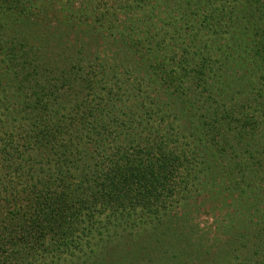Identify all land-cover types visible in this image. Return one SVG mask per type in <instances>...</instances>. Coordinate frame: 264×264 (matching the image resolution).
I'll return each instance as SVG.
<instances>
[{
    "label": "trees",
    "instance_id": "16d2710c",
    "mask_svg": "<svg viewBox=\"0 0 264 264\" xmlns=\"http://www.w3.org/2000/svg\"><path fill=\"white\" fill-rule=\"evenodd\" d=\"M171 2L169 42L183 43V54L190 49L195 65L182 60L163 77L154 67L131 70L121 63L130 53L137 62L145 61L142 52L161 62L154 33L161 20L148 13L160 18L161 4ZM115 3L128 10L101 13L82 0L76 17L52 0H0V264H96L92 248L111 242L112 230L139 234L143 216H171L177 197L204 184L238 207L227 210L222 233L248 251L241 264H264V0ZM211 40L222 42L212 55L230 63L212 85V69L197 64L207 62ZM123 77L136 78L132 88ZM231 88L239 92L228 98L249 112L250 132L245 148L232 152L231 138L240 134L233 110L219 111L214 101V110L194 115L195 103L213 93L225 98ZM163 89L194 113L193 132L167 122L173 111L157 102ZM158 237L138 242L126 264L151 262L140 260L156 242L163 248ZM122 249L117 244L100 261L112 264Z\"/></svg>",
    "mask_w": 264,
    "mask_h": 264
},
{
    "label": "rangeland",
    "instance_id": "374dc122",
    "mask_svg": "<svg viewBox=\"0 0 264 264\" xmlns=\"http://www.w3.org/2000/svg\"><path fill=\"white\" fill-rule=\"evenodd\" d=\"M52 1L56 3V6H60L65 10L67 9L73 13L77 12L76 17H78L79 14L84 13V11L80 9L81 6L79 5L82 0ZM91 1L94 2L93 7L100 10L101 13H105L108 11L110 12L111 10H114L116 8L128 10L126 7H124V5L122 7L116 5L115 0ZM210 5L211 4H208L207 6ZM34 6L40 8L42 7V4L41 2H38L35 3ZM34 6L30 8L29 12H35ZM154 6L155 5L150 6V9ZM176 8L177 7L175 6V4H173V2H171L169 6H167L166 4H161L160 18H154V14H152L150 11L148 13V16L152 19L153 22L156 23L161 20V23L157 24L154 31L156 40L160 43V46L156 47L162 59L161 62L156 61V63H154L153 60H149V57H146L145 53L142 52V58L145 60L143 63H141L140 61L137 62V59L131 53L128 54L121 63H126L127 67L131 70L135 68L138 69L139 66H141V69L139 70L142 71L148 69L151 70L154 67L151 72H155L157 76H160L161 71H165L166 73H168V71L171 69H177L182 60L189 62V65H187L186 68L193 67L195 63L192 62L193 57L189 55L190 49L183 54V43L178 42L176 45H174V41L169 42L170 38H172V35L174 36V29L172 23L170 24L172 15H170L168 11L170 9H173L174 13L172 14L176 15ZM156 9L157 5L155 6V10ZM83 17L84 16H81L79 19ZM214 44H216V46H221L222 42L215 43L211 40V43L208 46V53L205 54L207 56V62H197L198 65L204 66V69H212V73L207 74L208 78H206L207 82L210 85H212L216 81V73H223L222 76L228 73L227 70L222 66H224L225 64L230 65V63H227V61H223L221 58H218L219 56H221L220 53H218L217 56L212 55L213 49L216 48L213 47ZM203 56L204 55H202L201 52L199 54V57L204 59ZM53 65L56 67L54 63ZM197 66L195 68H197ZM213 71L215 72L214 75ZM205 72L207 73L206 70ZM121 80L123 82L124 88H132L130 86L134 81L133 78L128 79L127 77H123ZM221 82H223V77L221 78ZM119 85L122 87L121 81L119 82ZM161 91H164V89ZM237 91L238 88H231L227 90L225 98L221 97V95L216 96L215 93H213V99L206 104H204L203 101H201V103H195L194 106L198 111L197 115L191 111L186 112V110L183 109V106L179 99L174 97L171 92H160L159 98H157V102H164L166 104H169L168 108L173 111V116L168 118L167 122H169L171 126L181 128L183 134H189L190 132H193V128H190L188 121L190 114H194L196 118H198V116L203 113L204 107L209 106L211 110H214L217 102V109L219 111L222 110V105H225V110H233L235 119L232 124L235 128V132L237 134H240L235 136H233L232 134L230 135V137L233 136L231 138L232 144L230 148L232 152L236 151L237 149L242 150L245 148L248 134L250 133L246 129L248 128V126H246L245 124V122L248 120V110L245 108L247 111H244L240 108L241 99H238L236 96L234 97V95L232 96L233 98H228L232 92ZM206 95L207 94H205L204 96ZM220 99H222L223 101H221ZM200 127L201 125L198 124V128ZM208 140L209 139L203 136L201 143L209 145V143L207 142ZM237 142H240L242 144L241 148L236 147ZM212 148L214 149V145ZM244 156L246 158V162H248L249 160H247V154L244 153ZM260 162L264 164V159H261ZM205 187V184L204 187L200 185L197 188L198 190L193 187V189L187 192L186 197H177L176 202L174 204L172 203L173 211L170 210V212L173 214L171 216L168 214L169 210H165V212L160 210L162 212L160 213V215L158 216V220L156 221H149V219L147 220V218H149L148 215L143 216L144 222H141L137 226H135L136 230H141L139 234H137V231H134L133 235L131 236V234L125 235V232L123 233L122 231H120L121 234L118 235L119 233L112 230V232H110L111 242L103 243L101 245V249L99 250H95V248H92V252L94 251V255H89H92L91 261L96 260V264H103L100 261L101 258L106 257L109 249L115 247L117 244H120V246H123V249L122 251H120V253H118L117 257H113L114 253H112L113 255L111 259L113 262L111 263L119 264L120 261L123 260L126 264V262L128 261H132V255L130 254V251L136 249V247L138 246V242L142 240H154L156 237L162 234L158 238L159 240L166 241L163 243L165 244L163 248L157 250L156 242L153 247V249H155H152L153 251L150 250L149 253L145 252V254L142 255L143 258H141L140 261L144 262L152 260L148 264H241V262L244 260V257H249L247 255L248 251L239 248L237 246V243H235L232 239L231 241H226L225 238H227V236L222 233L226 226L228 228L230 226L228 219L225 218L227 210L233 212L234 210H237L238 207L236 203L233 207L232 205H229V202L224 203V200L220 198L218 194L213 195L209 193V191H205ZM199 189H203V191ZM228 199L233 201V197L226 196L225 201ZM251 210L256 209L252 208ZM145 221L147 223H145ZM262 226H264V223L261 224V227ZM249 259L246 260L245 263H248Z\"/></svg>",
    "mask_w": 264,
    "mask_h": 264
}]
</instances>
